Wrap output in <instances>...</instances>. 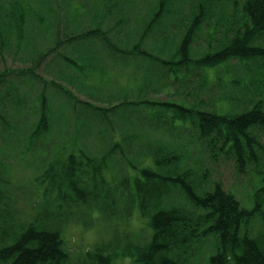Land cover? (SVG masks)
I'll list each match as a JSON object with an SVG mask.
<instances>
[{
	"label": "trees",
	"instance_id": "1",
	"mask_svg": "<svg viewBox=\"0 0 264 264\" xmlns=\"http://www.w3.org/2000/svg\"><path fill=\"white\" fill-rule=\"evenodd\" d=\"M169 1H157L155 24L175 13ZM226 1L233 5L232 13L229 18L220 13L217 18L225 29L223 43L213 54L192 58L191 44L203 22L198 18L215 21L214 8L228 5ZM48 12H38L29 0L0 1V62L5 61L12 39L14 52L25 48L29 33L24 23L29 16L38 20L47 38L54 26L60 27V22L54 25L47 19L49 15L44 17ZM197 12L176 46L175 58L153 57L140 51L139 42L133 43L131 52L143 56L144 66L145 62L154 63L153 79L147 74L141 78L142 87L150 89L148 94L137 88L135 98L126 96L107 107L82 101L57 83L53 84L55 94L64 98L74 115L77 108H83L101 129L100 135L110 138L109 144H113L111 137L115 135V119L110 115H118L116 119L120 120L126 111L151 109L148 118H138L141 126L156 124L173 136L185 135L188 130L206 143L211 158L222 156L231 161L238 174L253 172L255 183L248 200L242 203L220 180H208L205 168L197 175L194 168L184 165L181 153L153 150L149 151L151 164L138 160L137 152L130 149L131 138L136 137L133 134L122 136L116 148L111 146L100 156L84 149L65 157L55 154L54 111L46 87L32 97L34 105L25 115V101L31 97L29 90L22 89L24 84L45 83L37 68L59 44L74 47L102 37V46L112 49L114 55L126 52L117 49L108 33L98 29L75 35L63 31L57 34L56 45L39 53L29 67L22 60L20 67L13 65L0 71V264H120L127 259L128 264H189L209 247V241L211 250L202 252L205 264H264V93L258 91L259 76L264 83V0H202ZM65 20L64 28L69 23L68 17ZM155 24L153 28L148 24L142 39L154 30L157 42ZM126 35L131 37L130 29ZM233 61L246 66L251 76L232 77L230 85L236 84L237 90L244 91L226 95L213 108L196 98L190 103L155 98L165 90L170 92L185 76L198 75L204 86L208 71L219 75L218 71ZM205 88L200 87L199 92ZM150 93L154 99L147 97ZM116 152L125 167L119 177L109 172ZM8 158L47 159L41 173L36 171L22 185L28 196L25 209L17 206L15 188L6 176ZM174 159L184 166L172 165L170 160ZM135 213L145 223L138 233L128 228ZM95 222H101V229L107 228L108 232L90 247L73 253L65 237L67 227L73 223L93 226ZM143 230L148 231L145 237Z\"/></svg>",
	"mask_w": 264,
	"mask_h": 264
},
{
	"label": "rangeland",
	"instance_id": "2",
	"mask_svg": "<svg viewBox=\"0 0 264 264\" xmlns=\"http://www.w3.org/2000/svg\"><path fill=\"white\" fill-rule=\"evenodd\" d=\"M0 1L6 3L10 0ZM29 1H31V6L38 12L49 9L51 13L48 12L44 14V17L46 18L47 15H49L47 19L54 25L60 22V27L64 28L66 26L64 20L67 19V17L69 23L67 22V27L64 29H60L59 25L54 26L52 29L53 35L51 34L50 36L48 33L47 38L44 33L45 29L40 25L38 20L32 19L31 16H29L24 23L26 32L29 33L28 43H24L25 48L20 52H14V40L12 39L13 44H11V46L9 45L6 51L7 53H5V61L0 62V71L13 67V65L15 67H20L19 61L22 59L29 60L32 58L33 62L38 57L37 54L34 56V49L37 48V51H45L46 48H51L56 44L55 41L58 38L57 34L63 31L78 34L82 31L95 30L97 25L94 19L102 14L106 5L111 4H115L118 7L115 11L113 7H110L111 10H108L109 15H111L110 18L113 20V16L115 15V19H118L119 15L123 17L124 28H122L121 34H125L127 29L131 30V40L128 37L126 41L121 40L124 45H129L127 41H129L130 44L139 42L141 44L140 51L150 54L153 57H159L162 60H170L171 55L172 58H175L173 54L175 53L176 46L185 28L198 13L197 8L201 7L202 3V0H170V10L175 13L172 16L170 14L163 16L155 24V5L158 0H155V3L154 0H113V2H109V0ZM225 3L229 2L226 1ZM135 6L138 9L133 11V7ZM232 8L233 5H231V3L228 5L225 4L223 7H215V21H209L202 17L198 18L200 21L203 19V22L199 25V29L191 44L190 55L192 58L198 59L205 54H213L220 46L219 44L223 43V33L225 29L222 28L220 24L222 22L217 20V18L221 16L220 13L227 15L229 18L232 13ZM202 9H205V7ZM149 23H151L152 28L154 24L156 25L155 35L157 42H155L154 30L151 31L149 36L142 39L143 32ZM47 30L50 32V29ZM98 30L103 32L102 27ZM92 40L102 46V37H96ZM112 41L115 42L113 37ZM68 46L69 45H64L60 47L57 52L46 58L41 66V70H38V73L42 76L45 83L36 82L34 86L24 84L22 89L29 90L28 95L31 97H27L25 101L24 112L26 115L30 111L31 108L29 107L34 105V98L32 97L36 96L38 93L40 94L41 90H43V86H45L47 96L51 99V107L54 111V121H52V125H54L52 129V144L54 145L53 151L55 154L65 157L69 154H75L78 150L84 149L91 155L100 156L111 146L116 148V144H108V142H106L107 139L103 135H100L101 129H97L98 127H96V124L91 120L90 116L86 114L83 108H77L75 115H72L71 110L62 101L64 98L55 94L56 90L52 87V82L61 84L81 100L92 101L99 105H110L121 102L127 94V98H135L137 95V88L144 89L141 85V78L144 77V74H147L150 79H153L154 63L145 62L144 66V61L138 59L135 65L132 63L120 65L114 61H109L102 63L100 70L93 69L92 64H84L81 60L84 57L94 56L96 54L94 49H88L86 45L82 43L81 45H76V51L72 54ZM102 53L105 54L108 52L103 48ZM63 56L75 60L77 58L81 69L76 68L74 64L69 61L72 59H64ZM11 57L16 61L12 62ZM143 66L144 69L139 72ZM208 72V79L204 86V82L201 80L202 78L198 77V75H193L191 77L185 76L184 79H180L170 92L169 90H165L167 95L165 92H162L159 95H155V98L174 99L188 103L193 102L196 98V101L203 100L205 104H208L209 108H213V104L216 102L218 103L226 95L235 93L239 95V93L244 91V88L237 90L239 87H237L236 84L230 85L229 81L232 77L234 78L238 75L246 79V76L248 78L251 76L246 66L243 68L241 64L235 61L231 62L228 68L226 66L221 68L218 71L219 75L215 76L214 70ZM194 73H196V71H194ZM180 76L184 77L182 73H180ZM11 79L17 82L19 81L18 79H14V77ZM258 81V91L264 93V83L262 82L261 76L258 77ZM73 82L75 85H73ZM17 86H20L21 89L19 83ZM32 86L35 89L34 91L31 89L33 88ZM205 86L206 88L199 92L200 87L204 88ZM80 87L82 89H80ZM149 91L150 89L148 88L144 89V92H147V94ZM147 94L145 96H147ZM210 94H212L211 97ZM147 97L154 99L151 93ZM93 98H95L96 102L90 100ZM152 112L151 109L146 110L144 108H138L137 111L133 109L131 111H126V116L123 115V113V118L120 120L116 119L118 115H110L111 119H115L114 140L119 141L122 136L135 135L136 137L131 138L132 141L130 144L132 147H130V149L135 153L137 152L136 155L138 160H144L149 162V164H151L149 151H158L162 149L164 152L169 149L173 153H181L184 158V165L194 168L197 175L203 171L202 168H205V170L207 169V176H205L208 180H220L225 189L233 192L242 203L248 200V195L251 193L250 191L253 189L255 183V179L252 178L254 176L253 172L248 171L247 174H238L231 161L224 159L222 156H215L214 159L211 158L206 143L188 130L185 131L187 133L185 135L180 133V136L178 134L177 136H173L165 131V128L162 129L156 124L148 127L146 125V127L141 126L142 120L138 121V118H148V115L150 116ZM133 125H135L134 128H132ZM107 135H109V133ZM120 144L125 146V142H121ZM125 151L129 153L127 147ZM132 158L133 157H131V159ZM171 162L174 166L183 165L181 160L178 159L170 160V163ZM46 163L47 159L39 162V160H16L8 158L7 166L9 167V174L6 176L9 177L11 188H15L17 206L21 209H25L28 203L27 189L22 187V185L27 184L28 180L34 177L35 173H41ZM124 168L121 164V156H119L118 152L114 153L113 158L111 157L110 160L109 172L119 177L121 171L124 173ZM5 187H7V185ZM94 224L93 226H85L80 223H73L67 227L65 237L68 242V247L73 249V253L90 247L98 241L101 236L108 232L107 228L101 229V222H95ZM142 227H145V223L139 218L138 214L135 213L128 221V228L133 230L134 233H138ZM142 232L144 237L148 234L147 230H143ZM207 245L209 247L204 248L203 251L200 252L198 250L200 256L190 259L189 264L206 263V258L203 256V253L211 250V241H209ZM126 261L129 262L130 260L127 259L118 263L128 264Z\"/></svg>",
	"mask_w": 264,
	"mask_h": 264
},
{
	"label": "crops",
	"instance_id": "3",
	"mask_svg": "<svg viewBox=\"0 0 264 264\" xmlns=\"http://www.w3.org/2000/svg\"><path fill=\"white\" fill-rule=\"evenodd\" d=\"M113 9L115 11V9H117V6L115 5L113 7ZM116 13L118 15L117 11H116ZM115 17H116V15L113 16V20H112V18L109 17V15H106L103 18L96 17V19H94V21L96 22V25H97L96 29L102 27L103 31L110 35L111 42H113L112 41V37L114 38L115 42H113V44L115 45V47L117 49L124 50L126 52H124L123 54L118 53L117 55H114L112 49H110L107 46H103L102 47L97 42H93L92 41L91 43L85 44L88 49H94L96 54L94 56H92V57H84L81 60V62H83L84 64H87V65H91L92 64V68L93 69H99L100 70L101 64L109 62V61H114L115 63H119L120 65L128 64V63H132L133 65H135V63L138 62V59L139 60H143V58H139V57L136 56L137 55L136 52L135 53L131 52V50H132V48L134 46L133 44H130L129 41H127L129 43V45H124L122 43V41H126L127 40V36L126 35L123 36V37L120 36V31L122 30V28L124 26L123 17L121 15H119L118 19H115ZM120 40H122V41H120ZM81 44H75L74 47H72L71 45L68 46V47H70V49L72 51V54L75 53L76 45H81ZM103 48H105L106 52H108V53L103 54L102 53ZM72 49H74V50H72ZM63 58L64 59H72L73 62H72V60H69V61L72 64H74V66L76 68L79 66V69H81V66L78 64V59L77 58H76V60L73 59V58H68L66 56H63ZM143 69H144V66L139 70V72H141ZM73 85H75L74 82H73ZM80 89H82V88L80 87ZM126 96H128V94ZM94 99L95 98H93L92 100H94Z\"/></svg>",
	"mask_w": 264,
	"mask_h": 264
}]
</instances>
